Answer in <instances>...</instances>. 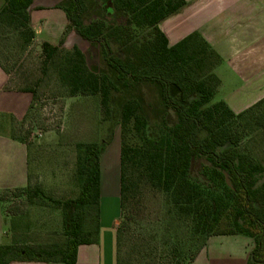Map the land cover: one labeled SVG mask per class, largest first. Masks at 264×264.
<instances>
[{
	"label": "trees",
	"instance_id": "16d2710c",
	"mask_svg": "<svg viewBox=\"0 0 264 264\" xmlns=\"http://www.w3.org/2000/svg\"><path fill=\"white\" fill-rule=\"evenodd\" d=\"M5 1L0 27L20 30L25 46L35 38L29 15L34 0ZM107 1L110 6L105 8ZM186 5V0H63L59 7L65 10L68 25L98 44L99 62L90 67L78 47L63 56L59 46L48 41H43L42 49L47 62L59 58L60 77L74 95L98 96L104 116L121 125L118 264H183L195 259L209 237L234 234L252 240L247 264H264V164L240 148L242 121L257 115V125L264 126V113L256 114L264 100L240 113L224 100H214L220 84L215 73L218 53L198 32L172 45L160 27ZM0 65L11 74L1 58ZM107 144L84 146L77 163L82 189L77 198L59 204L64 244L49 248L20 244L14 241L12 225V242L0 244V264L15 260L76 264L79 246L97 241V232L94 239L84 231L81 211L96 208L99 219L101 156ZM197 160L205 162L195 178L192 167ZM15 189L29 199L41 193L30 181ZM10 190L0 192L1 203ZM164 204H169L168 215L178 216L163 236L159 227L165 225ZM179 221L204 235L203 244L187 261L177 246H172L174 254L167 262L160 261L165 257L161 249L170 245V233Z\"/></svg>",
	"mask_w": 264,
	"mask_h": 264
},
{
	"label": "rangeland",
	"instance_id": "374dc122",
	"mask_svg": "<svg viewBox=\"0 0 264 264\" xmlns=\"http://www.w3.org/2000/svg\"><path fill=\"white\" fill-rule=\"evenodd\" d=\"M35 1V8H43L42 6L55 1L59 6L63 0ZM207 1L187 0L184 8H205ZM220 1L224 6L230 4H227V0ZM234 1L233 4L242 8L247 0ZM252 1H256L257 8V0ZM105 6L108 8L110 1ZM181 18L179 15L169 19L168 24L176 32V37H181L190 29L185 27ZM23 42L20 30H15L12 26L0 27V58L11 72L10 86L32 90V107L23 119L14 122L12 134L27 144L30 186L32 189L39 186L41 190L40 195L29 199L18 189H12L2 203L4 211L12 214L14 241L35 248L60 247L64 244L63 211L59 204L77 198L82 189L83 179L77 172V163L84 155V146L90 142L108 141L101 156L104 195L99 219L96 208L88 207L81 211V215L84 214V231L91 232L90 238L94 239L97 232V238L102 240L106 248L115 241V227L117 228V222L119 224L121 219V125L111 117L104 116L98 96L74 95L71 92L60 77L57 64L59 58L46 61L43 41L34 38L25 46ZM57 46L62 56L78 47L83 51L90 67L99 62L98 44L82 38L71 24L66 27ZM226 88L227 86L223 89L224 93ZM219 99L220 95L217 94L214 100ZM263 113L264 103L256 109V114ZM255 116L257 115L242 121L241 127H245V133L240 148L264 164V126L257 125ZM236 127L237 125L234 129ZM204 162L197 160L193 163L195 178L203 171ZM168 207L169 204L163 205L165 225L160 224L159 227L163 236L167 233L165 228L171 219L178 216L177 213L168 215ZM170 236L171 243L161 249L162 252L165 250V257L160 261L167 262L173 256L172 246H177L187 261L205 239L204 235H197L183 221L173 225ZM159 241L162 244V239ZM123 250V258H128L125 255L126 247Z\"/></svg>",
	"mask_w": 264,
	"mask_h": 264
},
{
	"label": "crops",
	"instance_id": "0c3cea01",
	"mask_svg": "<svg viewBox=\"0 0 264 264\" xmlns=\"http://www.w3.org/2000/svg\"><path fill=\"white\" fill-rule=\"evenodd\" d=\"M5 2L0 0V9ZM207 2L205 8H183L164 19L160 27L172 45L192 32L200 33L210 43L220 56V63L215 68L220 79L216 95L219 94V100H224L234 112L240 113L264 100V0H257V8L256 1L252 0H247L242 8L233 4L234 0H227L230 4L226 6L220 0ZM57 4L55 1L43 8H35L37 2L34 0L29 15L36 40L54 45L60 42L69 21L65 10ZM179 15L185 27L190 29L176 37L168 23L171 17ZM10 78L11 74L0 65V192L25 187L29 182L28 146L12 132L14 122L28 114L33 96L30 91L10 86ZM103 186L101 165V199ZM11 226V218L0 202V244L12 242ZM252 247L251 238L243 234L213 235L195 259L183 264H247ZM8 264L64 263L15 260ZM76 264H118L116 227L115 241L106 248L99 239L80 245Z\"/></svg>",
	"mask_w": 264,
	"mask_h": 264
},
{
	"label": "water",
	"instance_id": "95a60500",
	"mask_svg": "<svg viewBox=\"0 0 264 264\" xmlns=\"http://www.w3.org/2000/svg\"><path fill=\"white\" fill-rule=\"evenodd\" d=\"M227 181H228V183H229V184H231V182H230V180H229V179H228Z\"/></svg>",
	"mask_w": 264,
	"mask_h": 264
}]
</instances>
